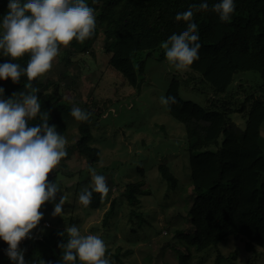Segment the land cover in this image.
<instances>
[{"label": "trees", "instance_id": "16d2710c", "mask_svg": "<svg viewBox=\"0 0 264 264\" xmlns=\"http://www.w3.org/2000/svg\"><path fill=\"white\" fill-rule=\"evenodd\" d=\"M199 0H87L95 10L96 27L93 34L83 42L73 40L63 51L65 57L88 55L99 37L105 40V51L110 54L109 66L121 74L126 83L141 88L140 76L145 72V58L163 60L161 42L173 32L179 33L186 22L175 21L177 12L188 9ZM195 12L193 22L197 25L199 59L186 68L196 75L201 84L208 86L212 98L205 105L185 100L181 96L182 84L175 76L168 87L166 97H176V103L167 104L169 115L186 128L190 158L192 191L194 199L186 220L190 232L175 231L180 246L179 264H191L192 250L201 253L218 247L229 237L244 238L245 249L264 251V149L261 127L264 123V0H235V9L227 22H221L211 10ZM8 0H0V15L7 11ZM60 52V51H59ZM10 59L0 55V63ZM28 56L17 61L26 67ZM256 72L262 79L260 97L249 105L246 126L240 130L234 125L231 115L244 109H236V97L230 87L238 74ZM42 76L28 81L0 80L5 98L24 91L37 95L41 112L29 125L39 124L41 117L47 118L56 131L66 123H72L71 106L59 91V84L44 80ZM28 87H25V85ZM238 97V96H237ZM250 97H246V102ZM104 115L103 109H98ZM71 116V117H70ZM66 118V119H65ZM66 122V123H65ZM221 140V143H220ZM93 135L90 118L81 121L78 139L74 145L80 155L92 163L100 160V150L91 145ZM162 177L171 188L178 187V179L169 168L161 165ZM144 175V172L141 171ZM144 181L127 187L124 197L127 204L140 206V198L150 194L143 189ZM116 201L106 214V219L115 212ZM103 197L93 192L91 203L85 206L98 210ZM46 227V226H45ZM65 229H48L21 241L25 259L41 258L48 264H58L61 258L59 245L67 240L60 235ZM7 244L0 246V264H12L4 253ZM127 251L124 255H127ZM235 256V255H234ZM218 255L215 264H221ZM76 264H79L77 261ZM252 264V263H248Z\"/></svg>", "mask_w": 264, "mask_h": 264}, {"label": "rangeland", "instance_id": "374dc122", "mask_svg": "<svg viewBox=\"0 0 264 264\" xmlns=\"http://www.w3.org/2000/svg\"><path fill=\"white\" fill-rule=\"evenodd\" d=\"M104 46L100 36L90 54L72 58L64 56L67 46H61L44 77L51 91L53 84H59L63 99L71 107L77 105L90 113L91 145L100 150L101 157L92 163L75 150L81 121L72 117V123L65 122L57 129L67 140V155L48 179L57 182L66 196L64 215H52L53 204L63 194L58 192L55 201L41 207L43 219L32 231L37 234L47 228L65 229L75 224L81 234H97L103 239L112 264H179L178 249L184 250L175 231L192 233L186 220L194 199L188 138L185 126L169 115L167 104L160 98L166 97L175 76L181 81L183 99L205 105L213 95L187 69L176 70L165 58L155 57H142L145 72L140 76L141 88L135 89L109 66L111 55ZM261 85L260 75L250 71L238 74L229 89L237 98L235 108L244 109L231 115L240 130L246 126L249 105L260 97ZM98 109H103L104 115ZM261 131L264 149V123ZM161 165L175 175L178 187L171 188L162 177ZM90 168L102 174L109 186L98 210L78 202L79 191L85 186L91 189ZM141 181L145 182L142 188L150 194L142 196L140 206L132 208L124 193L129 185ZM114 199L115 212L106 219ZM1 243L2 240L0 246ZM192 252L191 264H215L218 255L223 257L221 264H264V251L257 248L248 252L244 238L229 237L218 247Z\"/></svg>", "mask_w": 264, "mask_h": 264}, {"label": "clouds", "instance_id": "9594fccd", "mask_svg": "<svg viewBox=\"0 0 264 264\" xmlns=\"http://www.w3.org/2000/svg\"><path fill=\"white\" fill-rule=\"evenodd\" d=\"M234 9L235 0H215L211 4L221 22H227ZM205 10H209V0H199L175 14V21L186 22V27L161 42L169 67L184 70L199 59L201 44L193 16ZM95 27V10L87 0H8L7 11L0 15V55L10 59L0 63V80L17 83L22 75L28 81L42 76L52 67L61 46L73 40L85 41ZM25 56L26 67L14 62ZM36 91L33 88L5 98V90L0 87V240L7 244L4 253L12 264H48L41 258L27 261L19 245L31 238L32 230L43 219L41 207L55 201L58 192L63 193L48 175L67 155V140L47 118L41 117L39 124H28L41 112ZM160 99L163 104L177 102L172 95ZM70 115L86 121L90 113L74 105ZM89 172L91 189L85 186L78 193V202L83 206L91 203L93 192L101 197L109 192L105 177L91 168ZM65 201L63 193L53 204L54 217L64 215ZM65 234L67 240L59 245L58 264H112L99 235L81 234L75 224L66 226L60 235L64 238Z\"/></svg>", "mask_w": 264, "mask_h": 264}]
</instances>
